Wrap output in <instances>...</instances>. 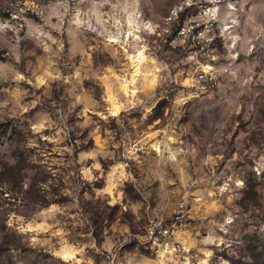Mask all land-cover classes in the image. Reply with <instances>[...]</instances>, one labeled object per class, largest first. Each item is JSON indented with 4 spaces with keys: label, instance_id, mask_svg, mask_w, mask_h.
I'll use <instances>...</instances> for the list:
<instances>
[{
    "label": "rangeland",
    "instance_id": "374dc122",
    "mask_svg": "<svg viewBox=\"0 0 264 264\" xmlns=\"http://www.w3.org/2000/svg\"><path fill=\"white\" fill-rule=\"evenodd\" d=\"M181 1L0 0V264H172L147 226L181 204L184 264H264V0H221L214 89Z\"/></svg>",
    "mask_w": 264,
    "mask_h": 264
},
{
    "label": "built area",
    "instance_id": "2783aa9c",
    "mask_svg": "<svg viewBox=\"0 0 264 264\" xmlns=\"http://www.w3.org/2000/svg\"><path fill=\"white\" fill-rule=\"evenodd\" d=\"M228 9L233 10L231 5H228ZM221 10V0H182L170 9L165 18L167 23H174L182 16L185 18V21L182 24L179 23L177 27L175 39L185 45L191 58L197 60L196 81L213 89L217 87L218 79L216 72L212 69L213 66L208 65L207 60H212L214 57L213 45L216 37H225L224 32L236 24V20L231 17L228 21L221 22ZM132 18L134 22L126 30L118 20L111 34L114 37L113 41L124 42V39L130 40L132 36H138L137 32L142 28L138 25L141 15L135 14ZM85 22L89 28L95 30L99 26L98 22L89 16ZM206 66L212 67L208 70L202 68ZM185 218V208L181 204L172 220L154 217L147 226V244L154 251H166L164 255L172 264H184L186 259V252L181 242L175 239L177 227Z\"/></svg>",
    "mask_w": 264,
    "mask_h": 264
},
{
    "label": "bare ground",
    "instance_id": "6f19581e",
    "mask_svg": "<svg viewBox=\"0 0 264 264\" xmlns=\"http://www.w3.org/2000/svg\"><path fill=\"white\" fill-rule=\"evenodd\" d=\"M127 59L129 60V63L131 65V67L133 68V73H132L133 78H132V81L134 82L135 79H136V77L140 74V69H141L142 64L145 61H147V56L145 55V51L142 49V50H139L136 54H128ZM206 67H208V66H206ZM123 88H124V90L126 92L129 91V84H126L125 83L123 85ZM133 92L135 93V91H133ZM113 101H114L115 110H119L120 105L117 103V101L115 99H113ZM158 151L161 152L160 149H158ZM184 244H186V243L184 242ZM165 252L166 251H161L160 257L161 256H164ZM73 254H74L73 251H71L70 249H66L65 251H63V257L65 259H69V258L71 259L73 257Z\"/></svg>",
    "mask_w": 264,
    "mask_h": 264
},
{
    "label": "crops",
    "instance_id": "0c3cea01",
    "mask_svg": "<svg viewBox=\"0 0 264 264\" xmlns=\"http://www.w3.org/2000/svg\"><path fill=\"white\" fill-rule=\"evenodd\" d=\"M209 67V66H208Z\"/></svg>",
    "mask_w": 264,
    "mask_h": 264
}]
</instances>
